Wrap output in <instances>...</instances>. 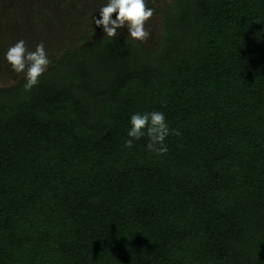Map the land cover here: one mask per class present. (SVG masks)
Instances as JSON below:
<instances>
[{
	"label": "trees",
	"instance_id": "obj_1",
	"mask_svg": "<svg viewBox=\"0 0 264 264\" xmlns=\"http://www.w3.org/2000/svg\"><path fill=\"white\" fill-rule=\"evenodd\" d=\"M160 19L152 48L83 36L0 88V264H264V0ZM153 111L167 154L124 147Z\"/></svg>",
	"mask_w": 264,
	"mask_h": 264
},
{
	"label": "rangeland",
	"instance_id": "obj_2",
	"mask_svg": "<svg viewBox=\"0 0 264 264\" xmlns=\"http://www.w3.org/2000/svg\"><path fill=\"white\" fill-rule=\"evenodd\" d=\"M164 1L170 0H147L148 6L155 9V14L146 24L151 35L143 43L137 41L145 48H152L156 44L161 30L160 14ZM72 3L78 4V1L0 0V81L6 83L14 80L16 83L24 76L23 73H14L4 57L8 48L20 39L25 40L30 50H35L36 45L43 41L48 57L57 58L63 49L83 41V36L91 39L95 34H105L102 26L95 25L93 17L100 18L98 9L106 0H85L84 10H66L68 4ZM117 32L128 35L126 27L117 29Z\"/></svg>",
	"mask_w": 264,
	"mask_h": 264
},
{
	"label": "clouds",
	"instance_id": "obj_3",
	"mask_svg": "<svg viewBox=\"0 0 264 264\" xmlns=\"http://www.w3.org/2000/svg\"><path fill=\"white\" fill-rule=\"evenodd\" d=\"M98 12L100 18L93 17L95 25L102 26L105 35L110 38L118 35L117 29L125 27L128 36L141 43L147 41L151 35L146 24L154 16L155 9L148 6L147 0H106ZM4 57L14 73L24 74L25 92L39 84L40 77L51 64L43 41L36 45L35 50H30L25 40L20 39L8 48ZM14 83V80L6 83L0 81V87H10ZM130 125L127 133L129 138L125 140L124 147L131 149L134 141L146 136L148 150L157 155L167 154L165 141L170 134L180 135L178 130L169 127L165 114L159 111L133 113Z\"/></svg>",
	"mask_w": 264,
	"mask_h": 264
},
{
	"label": "flooded vegetation",
	"instance_id": "obj_4",
	"mask_svg": "<svg viewBox=\"0 0 264 264\" xmlns=\"http://www.w3.org/2000/svg\"><path fill=\"white\" fill-rule=\"evenodd\" d=\"M78 1V4H68V6L66 7L67 9L66 10H71L72 9V11L74 10H76V11H81V9L82 10H84L85 8H86V3H85V0H77ZM89 6V5H88ZM50 8V7H49ZM63 8H65V6L63 7ZM91 8V7H90ZM48 9V8H47ZM51 9V8H50ZM49 9V10H50Z\"/></svg>",
	"mask_w": 264,
	"mask_h": 264
}]
</instances>
